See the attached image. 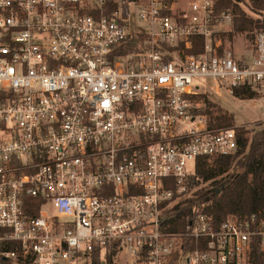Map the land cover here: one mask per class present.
Listing matches in <instances>:
<instances>
[{
    "label": "built area",
    "instance_id": "2783aa9c",
    "mask_svg": "<svg viewBox=\"0 0 264 264\" xmlns=\"http://www.w3.org/2000/svg\"><path fill=\"white\" fill-rule=\"evenodd\" d=\"M178 1L0 0V264L264 255L262 212L167 221L197 161L239 149L195 96L254 100L264 122V29L236 54L232 10Z\"/></svg>",
    "mask_w": 264,
    "mask_h": 264
},
{
    "label": "trees",
    "instance_id": "16d2710c",
    "mask_svg": "<svg viewBox=\"0 0 264 264\" xmlns=\"http://www.w3.org/2000/svg\"><path fill=\"white\" fill-rule=\"evenodd\" d=\"M239 0H219L217 8L232 9L235 15L229 39L235 35H247L251 39L254 33L264 29V0H249L250 10L258 17L248 15L240 6ZM116 4L108 3L105 13L111 15ZM225 36V35H223ZM191 54L201 52V39H197ZM210 96L207 91L194 99L200 104L194 111L196 115H205L209 124L214 127H235L234 114L229 112ZM238 97L243 98L241 92ZM248 97L251 99L252 94ZM239 149L233 156L207 158L197 161L195 175L191 178L187 191L173 204L167 221L174 228L182 225L186 217L197 214L208 215L216 225L229 215L245 216L252 213H264V128L249 131L236 129ZM98 262V255L94 263ZM111 263V257H109ZM253 264H264V255L256 248L253 253Z\"/></svg>",
    "mask_w": 264,
    "mask_h": 264
},
{
    "label": "rangeland",
    "instance_id": "374dc122",
    "mask_svg": "<svg viewBox=\"0 0 264 264\" xmlns=\"http://www.w3.org/2000/svg\"><path fill=\"white\" fill-rule=\"evenodd\" d=\"M188 0H180L177 3V8H180V5L186 3ZM241 8L250 16L258 17L250 10V6L248 5L249 0H239ZM232 10V9H230ZM180 11V10H179ZM233 11V10H232ZM133 19L138 21L136 13L133 15ZM232 26L225 28L222 33L223 39H228L231 42V47L236 52V54L244 53L248 46L252 43L250 37L246 35H235L232 39H229L228 34L232 31ZM212 100L216 101L219 105L229 110L234 114V124L239 128H244L251 132L258 131L264 128V122L259 120L262 119V109L254 100H241V99H233L225 97L224 99L214 98L210 96ZM127 258L126 254L122 255V259Z\"/></svg>",
    "mask_w": 264,
    "mask_h": 264
},
{
    "label": "crops",
    "instance_id": "0c3cea01",
    "mask_svg": "<svg viewBox=\"0 0 264 264\" xmlns=\"http://www.w3.org/2000/svg\"><path fill=\"white\" fill-rule=\"evenodd\" d=\"M180 4V3H179Z\"/></svg>",
    "mask_w": 264,
    "mask_h": 264
}]
</instances>
